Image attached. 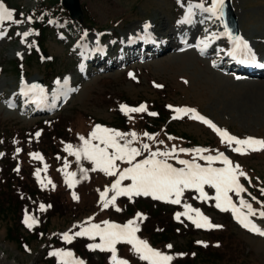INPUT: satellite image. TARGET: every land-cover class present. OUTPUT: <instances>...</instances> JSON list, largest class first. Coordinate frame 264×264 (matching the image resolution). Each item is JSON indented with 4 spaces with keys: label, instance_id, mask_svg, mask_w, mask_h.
Listing matches in <instances>:
<instances>
[{
    "label": "rangeland",
    "instance_id": "1",
    "mask_svg": "<svg viewBox=\"0 0 264 264\" xmlns=\"http://www.w3.org/2000/svg\"><path fill=\"white\" fill-rule=\"evenodd\" d=\"M18 3L25 6V8H29L36 4L37 0H20ZM233 3L239 27L249 41L261 47L259 54L264 55V0H233ZM80 5L82 11L87 10L98 22H104L110 17L118 16L117 13L127 11L125 13L126 20L115 26L118 33H121L124 38L128 34L131 36L139 33H133V30L142 27V21L149 20L155 23V30L160 36H166L168 46L175 44L173 47H177L179 45V38H175L172 41V38L168 36L171 33L170 31H172L171 28L175 15L172 0H80ZM178 12L179 9L177 10ZM175 26L174 32L177 37L198 33V28H187L184 23L179 24L177 22ZM200 30L198 34L202 33V29ZM25 31L26 29L23 27L21 33ZM89 35L90 37L95 36V32ZM25 41H28V39ZM23 42H15L0 35V64L3 65V70L0 71V117H2L0 119H8L16 126L27 127L45 115L28 119L25 116H19L16 112L5 110L1 105V101L12 95L15 89L17 76L10 67L11 63L9 61L15 59L14 54H21L22 47L20 48V44ZM68 45L69 43L56 41L50 35L46 46L55 55V64H52V67L55 66L58 69L64 64H68L69 68L65 71H73L74 58L68 52ZM24 50H27L26 46ZM175 51L169 50L154 57L152 60L150 59L134 75H127L117 70H109L103 74L91 76L87 81H83L78 94L72 97L71 101L63 107L60 113L64 116L65 120L69 121L67 126H71L67 137L61 138L56 145L61 152H58L60 154L57 155L47 156L45 162H51L53 159H56L60 170L62 168L61 171L63 173H68L66 172L67 168H65L64 163L68 159L69 152L65 151V148L69 144L73 146V149L77 146L75 145L76 142L72 138H69L68 135L70 137L73 135L75 139H80L81 136L85 139H90L89 134L93 129L88 121L89 118L93 117L95 120L112 121L113 114L110 108L114 103L121 99L122 95H126L132 99L138 94L142 96L148 94V90L151 89L150 79L152 78L161 79L162 81L169 80L171 85L178 88L172 94V97L183 100L186 103L198 104L201 107L200 110L207 114L212 121L218 123L223 130L226 127H230L231 130L239 134L246 133L253 136L264 134V80L262 79L264 77H254L250 80L244 78L235 81L228 76H224L219 71L216 72V70L210 68L208 64L209 59L200 60V57L196 56L191 50L184 53H177ZM29 70V79H39L42 78L45 67L33 61ZM179 79H185L186 83L179 81ZM182 87H185V91ZM54 124V122H48L44 126V130L49 129L52 135V130L55 127ZM101 126L106 127L105 125ZM181 129L194 135L199 134L197 129L190 128V125H185ZM135 130L138 136V128L136 127ZM229 134L233 135V133ZM197 136L202 140L206 138V135L203 133ZM129 140L131 139L129 138ZM135 141L139 146V137ZM92 143H99V141H92ZM223 153L225 156L231 158L233 151L227 148ZM206 156L209 155L206 154ZM249 157V160L254 161L253 165L257 166L261 172H264V150L262 153L252 154ZM204 162L209 166L206 160ZM117 163L122 168L129 166L119 161ZM94 167L95 165L91 161L81 157V160L78 161V181L80 182L85 176L88 177L90 175H101L102 178L107 176L98 169L92 171L91 169ZM211 167L221 168L224 165L221 161H215L211 164ZM81 169H87L88 171L83 172ZM102 182L107 184V181ZM109 184L111 186L110 180ZM204 190L208 193L209 197L215 196V190L208 185L204 186ZM187 192L189 195H186ZM198 196L199 193L194 189L185 190L181 202L187 200V204H190L193 208H198L203 214L208 213L213 216L214 220L219 221L221 210L215 207V200H202L197 198ZM164 209L167 210L166 207ZM193 215L195 214L193 213ZM256 218L264 222V218H261L258 214ZM140 219L137 218L135 220L136 224ZM53 222L54 224H58L57 221ZM7 224V217L0 219V264H49V262L41 260L42 249L35 247L33 240H29L33 251L27 253L20 250V244L6 239ZM184 231L183 233L185 234L171 241L172 245L175 244L179 247L194 237V235L191 236L186 233V228H184ZM217 239L221 242V246L218 249L221 253L213 251V257L210 258L209 264H264V237L252 236L242 232L237 227L228 225L226 231L219 235ZM148 244L152 248L170 255L166 248L153 246L150 242ZM103 255L110 256V253H103ZM217 256L221 258L218 260ZM134 257L139 258V255L136 253Z\"/></svg>",
    "mask_w": 264,
    "mask_h": 264
},
{
    "label": "snow or ice",
    "instance_id": "2",
    "mask_svg": "<svg viewBox=\"0 0 264 264\" xmlns=\"http://www.w3.org/2000/svg\"><path fill=\"white\" fill-rule=\"evenodd\" d=\"M225 0H213V4L210 8H205L203 4H196V8H200L205 12H210L213 16L219 13L217 18L223 17ZM189 13H191V6L189 7ZM23 15V14H21ZM31 20V17H28ZM4 21H11L17 24L23 23V20H14V10L9 9L0 0V24ZM150 27L149 24H145L144 28L147 30ZM227 30V25H225ZM31 30L25 31L22 34L23 37H28L31 35ZM224 33H221L223 35ZM229 37L234 41L237 49L247 50L251 54V49L247 41H245L240 36H232L231 32H227ZM3 35V33H0ZM23 42V41H22ZM203 42V41H202ZM32 45H29L31 47ZM19 55V53H18ZM255 61V55H250V61ZM37 88V85H32L29 90ZM43 91V89H41ZM27 95V93H24ZM171 107V106H169ZM120 110L126 115L129 113H141L146 112L147 108L145 105L141 104L139 107H129L127 105H121ZM174 111L177 114H193L192 119H199L204 124L212 128L220 137L222 143H227L232 145L233 143L236 147L232 148V151L240 153L242 155L247 154L248 151H260L264 150V139H258L254 137H247L245 139L237 138L230 135L226 130H221L218 128L211 120L206 119L196 113L195 109L191 108H176ZM150 116H156L157 113L149 112ZM181 118L180 115L174 116L173 119ZM90 139H85L83 136L80 140L83 141L82 148L73 149L72 145H67L65 151L69 152L70 155L76 157L77 161L81 160V157L91 161L95 167L91 169L96 171L97 169L103 172L107 176H117L118 178L112 183L110 189H106L101 193V199L104 201L103 207L108 208L109 205H115L116 199L119 196H126L130 199L132 197L146 196L151 197L153 200L164 201L171 204H181L182 197L184 196L185 190L194 189L199 193L197 198L202 200H215V207L223 212L232 211L235 219L246 229L254 232L260 236H264V229L259 227L253 222L250 217L256 216L257 214L264 218V211H259L253 208L252 204L248 203L242 197L240 198V207H237L233 203L232 197L229 195L230 192H234L237 196L240 193L245 192L246 189L240 183L239 177H246V174L239 169V165L233 166L232 162L223 152H219L216 156H202L201 158L206 160L209 164L208 167H202L200 164L180 159L178 163L184 165L185 167L176 168L171 164L167 163L166 160L156 159L158 156L168 157L171 153L165 151L160 152L159 150L150 153V157L143 159L142 161H136V157L142 154V149H149L148 144H144L142 149L131 147L133 140L137 139V134L133 133H122L114 129H109L107 127H102L101 125H96L95 129L89 134ZM131 135L132 140H127L126 137ZM145 136H149L150 139L153 137L148 133H144ZM36 136L39 137L40 133L37 132ZM171 139V137H169ZM92 141H99V143H92ZM121 141H124L121 143ZM161 143H163L161 141ZM103 145V147H101ZM111 149V151H109ZM17 152L20 149L16 150ZM177 150L175 147L172 149V153ZM195 151L197 153H202L208 151L207 149H179V152H190ZM0 153V156H3ZM35 159H43L38 153L31 154ZM122 162L130 165V167H125L120 170V165L117 162ZM215 161H221L224 167L215 168L211 167V164ZM47 167V166H45ZM68 164L65 163V168ZM19 172V168L16 169ZM83 172H87V169H81ZM39 178L40 170L35 173ZM76 176L75 172L66 173V182L68 186L74 187L75 183L79 181L74 180ZM85 178H87L85 176ZM124 180H130L131 184L127 186H121ZM43 183V181H41ZM48 183H51L49 180ZM215 190V196L209 197L208 193L205 192L204 186ZM46 186V185H45ZM55 185H53V188ZM109 191L114 194L109 199ZM261 193L264 194V189H261ZM74 200H78L79 196L76 192L72 193ZM253 200L256 198L253 197ZM50 207V205H49ZM185 212L176 213L175 219L180 220V217L186 216L188 220L195 225L196 228L201 229H214L221 228L222 225L213 224L209 217L204 215L200 209L193 208L190 204H184ZM242 209H247V212H243ZM40 210H45V205H40ZM119 210V209H117ZM193 213L195 215H193ZM137 217L141 219H146L143 213H137ZM23 223L31 229L35 224L38 223L36 217L31 215H25ZM105 227L101 228L100 224H92L90 227L81 228L80 231L75 232L73 235L69 233L63 234V239L71 243L73 237L86 236L90 239H95L97 236L100 238V243L88 244L87 248L89 250L95 251L99 250L101 252H109L111 254L110 261L111 264H129L126 259L118 258L117 256V245L127 244L131 245L132 249L139 255V259L146 261L147 264H171L174 259L172 255L165 254L160 250L152 248L148 242L144 239L137 237L136 233L139 231L138 225H136L135 220L128 221L127 224L120 226L117 224L109 223L108 221L103 222ZM198 244H202L207 247V243L203 241H197ZM219 246V245H217ZM171 249L173 246L171 244L166 246ZM49 255L57 256L61 258L62 264H70L68 258L72 257L73 254L70 251L56 250L50 252ZM178 255H185L180 253ZM75 264H85L82 260L75 261Z\"/></svg>",
    "mask_w": 264,
    "mask_h": 264
},
{
    "label": "trees",
    "instance_id": "3",
    "mask_svg": "<svg viewBox=\"0 0 264 264\" xmlns=\"http://www.w3.org/2000/svg\"><path fill=\"white\" fill-rule=\"evenodd\" d=\"M90 22V20H88ZM167 115L159 112L158 116L154 118L153 124L157 126V128H163L169 132H174L181 134L188 139H194L195 141H203L197 135L189 133L181 127H184L187 124L186 119H179L175 121H167ZM180 127V128H179ZM0 130L2 131L1 135L3 137V147L0 148L3 151V160L5 165L3 166V170H0V210L2 215L0 214V218L3 217L5 214H14L16 213V209L18 210L19 203L22 205L25 203L24 199L19 198V192L16 188L21 186L22 184H26L28 191L35 196L38 193V188L34 186L33 182L34 178L32 176V164L30 159L23 153L19 155V159L15 158L10 152H15V146L13 143H10V140L14 137V134L11 129L6 126L0 125ZM7 146V151L5 147ZM10 152H9V151ZM46 152V148L44 147ZM47 153V152H46ZM19 168V172L16 169ZM40 192V191H39ZM40 195H46L44 192H40ZM142 203V202H141ZM140 203V204H141ZM140 206V205H139ZM23 208V207H22ZM74 216L75 218L79 217L80 214L84 211V207H77L75 205L74 209ZM21 208L19 209L18 218H14L11 224L7 226V237L10 236L11 239H18L16 236V231L19 228V216H20ZM82 211V212H81ZM8 216V215H6Z\"/></svg>",
    "mask_w": 264,
    "mask_h": 264
},
{
    "label": "water",
    "instance_id": "4",
    "mask_svg": "<svg viewBox=\"0 0 264 264\" xmlns=\"http://www.w3.org/2000/svg\"><path fill=\"white\" fill-rule=\"evenodd\" d=\"M65 6L69 8L71 13L75 16L79 15V6L77 0H63Z\"/></svg>",
    "mask_w": 264,
    "mask_h": 264
},
{
    "label": "bare ground",
    "instance_id": "5",
    "mask_svg": "<svg viewBox=\"0 0 264 264\" xmlns=\"http://www.w3.org/2000/svg\"><path fill=\"white\" fill-rule=\"evenodd\" d=\"M196 29V28H195ZM199 29V28H198ZM201 31V30H200ZM170 36H173V33L171 34H169ZM166 37V36H165ZM173 41V40H172ZM178 42V41H177ZM172 43V42H171ZM196 56H197V54H196ZM200 60H201V58H200ZM206 60V59H205ZM204 62H206V61H204ZM207 64V63H206ZM217 72V71H216ZM213 73H215V72H213ZM248 81V80H247Z\"/></svg>",
    "mask_w": 264,
    "mask_h": 264
}]
</instances>
